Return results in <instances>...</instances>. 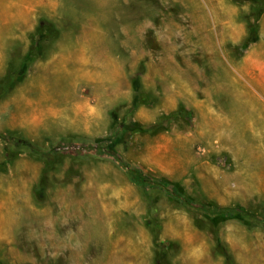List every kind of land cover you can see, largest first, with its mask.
Wrapping results in <instances>:
<instances>
[{"label":"rangeland","instance_id":"1","mask_svg":"<svg viewBox=\"0 0 264 264\" xmlns=\"http://www.w3.org/2000/svg\"><path fill=\"white\" fill-rule=\"evenodd\" d=\"M251 7L0 0V264H264V226L143 187L109 152L192 202L264 219V7Z\"/></svg>","mask_w":264,"mask_h":264},{"label":"trees","instance_id":"2","mask_svg":"<svg viewBox=\"0 0 264 264\" xmlns=\"http://www.w3.org/2000/svg\"><path fill=\"white\" fill-rule=\"evenodd\" d=\"M252 7V14L254 16H257L262 8L264 7V0H250ZM257 34H256V25L252 24L249 26V32L247 36L244 38L242 42V46L245 48L252 42L256 41ZM183 115L187 116L188 111L185 109H180L176 112L171 113L170 115ZM169 116V115H168ZM156 128V125H153L152 127L148 128H141V127H133L129 129V133H133L136 131H142V130H153ZM23 142V145L27 146L31 151L40 153L36 147L32 143H30L27 140L21 139ZM108 147L105 145V143H101L99 145V151L101 150H107ZM113 156L116 157V159L119 161L120 165L124 168H126L127 172L133 177L135 181H137L139 184H141L143 187H156L164 191L165 193L170 194L177 200H179L182 204L186 205L187 207L193 209L194 211L200 212L204 215L214 217L219 215H236L239 217H242L244 220L251 221L252 223H255L258 226H264V219L256 218V217H248L246 213L243 212L242 208H221L217 205H208V204H199L192 202L188 200L175 186L168 183L165 180L153 178L146 173H144L141 169H139L136 166L130 165L129 163L123 161L120 157H118L115 153L112 151H109Z\"/></svg>","mask_w":264,"mask_h":264}]
</instances>
